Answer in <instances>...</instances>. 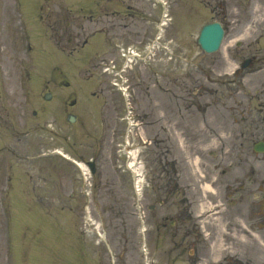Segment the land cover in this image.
<instances>
[{
	"label": "rangeland",
	"instance_id": "1",
	"mask_svg": "<svg viewBox=\"0 0 264 264\" xmlns=\"http://www.w3.org/2000/svg\"><path fill=\"white\" fill-rule=\"evenodd\" d=\"M89 1L23 0L27 12L33 11L37 2L43 6L44 11L58 14L61 18L56 37L60 45L55 47L51 41V32L46 34L44 30V34H41L39 28L42 25L37 20V13L34 14L31 18L33 33L32 30L29 33H32L35 49L28 53L22 51L23 40L16 26L15 8L13 13L7 10L3 16V6H0V88L6 89V95H9L18 86L17 74L10 72L8 75V65L14 59L18 61L22 58L32 73V79L26 81L25 89L29 103L25 107L27 124L25 119V126L17 123L19 112L12 108L15 129L11 132L0 130V180L7 176L4 174L9 170L19 171L22 176L28 173V177L33 174L39 177H33L32 181L31 177L28 178L27 191H19L22 197L27 195L23 212L19 210L21 203L13 209V257L5 245L7 233H0V264H190L192 258L186 250L189 249L188 242L193 238L177 237L174 241L172 236L160 232L167 222L165 215L174 211L173 206H160L158 203V199L166 201L164 189H159L165 180L163 172L167 149L162 126H165L166 121L169 122L167 116L171 108L169 95H164L160 87L173 88L182 95L185 94V85H191L194 79L182 73L178 62L176 68L168 64L171 60L163 51L156 54L154 63L151 60L150 65L141 64L126 73L129 81L125 86L129 84L132 111L130 117L140 126V129L133 131V137L134 142L138 140L141 147L138 160L144 165L147 180L139 218L136 215L131 174L123 165L124 156L117 154L127 131L128 123L121 120L126 115V109L122 110L126 103L120 93L121 111L117 114L120 122L116 120L115 124L112 117L116 114L109 94L102 93L101 88L105 89L110 83L120 81L115 74L103 70L106 63L112 60L118 62L120 55L116 45H139V40L149 37V31H153L159 13L152 12L154 0H105L106 3L92 7L88 6ZM167 1H171L170 14L173 17L172 24L167 28V38L174 45H179L174 49L177 58L171 62L180 60L179 51L186 48L192 54L191 60L195 65L205 67L206 74L213 73L211 63L228 55L230 50L224 47L216 54L207 55L197 46L196 38L201 25L213 17V7L220 8L217 2L212 1L206 5L205 1L209 0ZM228 2L239 13L245 12L247 0L243 1V5L239 4V0ZM106 13L108 19H98ZM91 16L94 19L92 24ZM69 21L73 24L69 25ZM188 27L191 32L187 35L184 32ZM93 32L98 33L91 40L94 45L82 48V41ZM17 35L21 50L18 56L11 52ZM72 37L79 43L75 51L73 49L77 44H69ZM4 60L7 65L3 70ZM53 65L58 66L61 85L59 88L51 85L47 89L44 79L46 76L51 77ZM165 67L168 70L172 67L171 75ZM154 70L156 75H153ZM216 77L217 74H213L211 81H215ZM156 79H159V87L153 84ZM64 82L70 85L64 87ZM46 90L60 100V110H55L57 101L45 103L41 99V93ZM64 98L76 101V106L71 108L65 105V111L62 106ZM11 101L14 102V99L11 98ZM40 109L43 113L34 118L33 111ZM68 111L74 112L80 119L79 125L74 127L77 131L75 136L71 135L74 130L66 121ZM54 118L58 119V123L52 126ZM17 134L26 138L17 142ZM146 140L148 143L144 144ZM7 145H11L15 152L18 150V156L23 155L24 159H29L19 162L6 151L7 147H11ZM53 149L84 164L91 160L97 162L96 174L84 180L81 170L70 161L54 156L50 153ZM47 154L54 158L49 160V157L41 156ZM3 181L0 182V201L7 199L11 205ZM151 181L156 183L157 191L148 186ZM154 190L159 198L155 197ZM151 205H157L154 215L148 209ZM12 208L10 216H6L3 222L11 223ZM0 214L3 215L1 208ZM0 228L3 229L2 226ZM195 240L196 237L193 242Z\"/></svg>",
	"mask_w": 264,
	"mask_h": 264
},
{
	"label": "flooded vegetation",
	"instance_id": "2",
	"mask_svg": "<svg viewBox=\"0 0 264 264\" xmlns=\"http://www.w3.org/2000/svg\"><path fill=\"white\" fill-rule=\"evenodd\" d=\"M261 1L260 17L257 18L254 8H251L246 22L237 20V27L231 32V36L237 40L231 52H234L236 59H241V63L245 62L248 70L235 71L233 76L219 82L223 91H211L212 109L201 107L202 101L198 98L200 94L204 95L202 92L206 86L200 85L199 80L192 86L187 84L188 94L196 96L188 107L203 115V123H195L196 118L187 117L189 113L184 114L182 120L185 122L180 125L183 139L181 148H178L170 132L166 149V203L174 207L176 216L183 221L179 225L173 214L167 213L173 226L167 231L177 236L184 227L185 233H191L192 227L196 226L189 223L190 217L200 208H213L214 219L229 235L222 236L218 229L215 230L211 254L219 259L222 253L218 250L220 244H224L227 245L224 249L228 245L234 248L237 245L241 258L250 260L248 252L252 249L250 232L253 230L264 244V76L258 80L253 77L264 69V0ZM247 33L248 42L243 44L238 41ZM214 67L223 71L226 63L219 60ZM246 78L249 79L246 87H237V81L241 84ZM51 82L60 84L59 77L56 75ZM183 100L188 99L185 97ZM13 107L21 110L11 99L0 102V130H9L14 126ZM33 114L36 115V112ZM77 122L78 118L75 124ZM168 127L170 131L175 125ZM196 162L197 166L194 167ZM206 186L214 194L203 193L202 189ZM206 218L199 221L204 223ZM235 238L245 240L246 245L236 243ZM198 241L196 253L200 264H211L207 240L200 236ZM229 253L228 256L235 255ZM241 258L239 264L247 262ZM234 261L235 258L229 257V262L223 264H233Z\"/></svg>",
	"mask_w": 264,
	"mask_h": 264
},
{
	"label": "water",
	"instance_id": "3",
	"mask_svg": "<svg viewBox=\"0 0 264 264\" xmlns=\"http://www.w3.org/2000/svg\"><path fill=\"white\" fill-rule=\"evenodd\" d=\"M224 36L223 29L220 24L212 23L206 25L199 38V44L208 53L218 50Z\"/></svg>",
	"mask_w": 264,
	"mask_h": 264
},
{
	"label": "bare ground",
	"instance_id": "4",
	"mask_svg": "<svg viewBox=\"0 0 264 264\" xmlns=\"http://www.w3.org/2000/svg\"><path fill=\"white\" fill-rule=\"evenodd\" d=\"M80 166H82L83 168H85V166L83 164H80ZM139 175L142 173L143 174V168H139L138 171ZM143 176L140 177V181L142 180Z\"/></svg>",
	"mask_w": 264,
	"mask_h": 264
}]
</instances>
